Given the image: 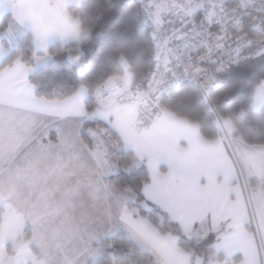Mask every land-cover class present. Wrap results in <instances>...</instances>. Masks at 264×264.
Returning <instances> with one entry per match:
<instances>
[{"label": "snow or ice", "instance_id": "1", "mask_svg": "<svg viewBox=\"0 0 264 264\" xmlns=\"http://www.w3.org/2000/svg\"><path fill=\"white\" fill-rule=\"evenodd\" d=\"M0 264H264V0H0Z\"/></svg>", "mask_w": 264, "mask_h": 264}, {"label": "trees", "instance_id": "2", "mask_svg": "<svg viewBox=\"0 0 264 264\" xmlns=\"http://www.w3.org/2000/svg\"><path fill=\"white\" fill-rule=\"evenodd\" d=\"M97 50H98V48H93V51H97ZM88 55L90 56L91 53H88ZM58 62L63 63L64 57H61ZM40 75L44 76L46 78L54 77L56 75V69L54 68V66L45 67V68L40 70Z\"/></svg>", "mask_w": 264, "mask_h": 264}]
</instances>
